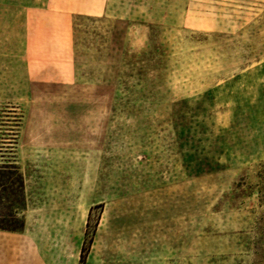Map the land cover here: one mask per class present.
I'll list each match as a JSON object with an SVG mask.
<instances>
[{
    "label": "rangeland",
    "instance_id": "1",
    "mask_svg": "<svg viewBox=\"0 0 264 264\" xmlns=\"http://www.w3.org/2000/svg\"><path fill=\"white\" fill-rule=\"evenodd\" d=\"M0 162V264H264V0H0Z\"/></svg>",
    "mask_w": 264,
    "mask_h": 264
},
{
    "label": "trees",
    "instance_id": "2",
    "mask_svg": "<svg viewBox=\"0 0 264 264\" xmlns=\"http://www.w3.org/2000/svg\"><path fill=\"white\" fill-rule=\"evenodd\" d=\"M22 185V177L16 168L9 163L0 162V202L6 200L8 203L0 208V231L15 232L22 226L11 205L17 194L16 188H21Z\"/></svg>",
    "mask_w": 264,
    "mask_h": 264
}]
</instances>
